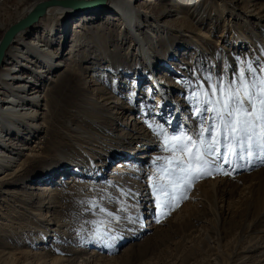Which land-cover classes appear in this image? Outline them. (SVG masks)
I'll return each mask as SVG.
<instances>
[{
  "label": "rangeland",
  "instance_id": "obj_1",
  "mask_svg": "<svg viewBox=\"0 0 264 264\" xmlns=\"http://www.w3.org/2000/svg\"><path fill=\"white\" fill-rule=\"evenodd\" d=\"M42 1L0 0V40L31 5ZM211 1L206 16L212 17L197 30L203 34L196 35L199 44L188 41L190 33L184 28L157 52L159 31L153 26L141 29L145 43L154 42L149 49L160 64L156 71L145 65L151 68L145 80L138 73L144 56L135 36L108 13L92 27L79 25L82 14L75 15L80 10L48 14L23 33L46 38L52 43L51 56L64 65L56 67V81L43 89L45 126L32 129L31 136H15L29 149L15 150L21 155L13 175L4 177L5 169L0 173L5 180L0 184V264H264V153L256 146L261 133L256 134L253 156L239 161L233 156L236 141L224 140L212 113L205 114L207 121L198 115L205 107H220L214 102L206 105V100L224 99L219 89L211 95L208 86L227 88L238 71H244L258 91L264 73L247 69L249 64L264 68V0ZM90 8L81 11H106L109 5ZM241 38L247 44L238 45ZM207 41L213 47L203 57V49L210 46ZM184 60L194 68L184 70ZM87 65L93 68L83 69ZM200 77L206 78L204 85L197 84ZM157 78L176 81L170 94L173 107L182 104L180 88L195 85L185 93L189 102L179 112L177 126L169 123L170 116L148 111L147 104L154 106L157 100L154 86L151 101H142ZM247 86L237 79L233 89ZM102 88H119L113 99L122 98L133 107L115 113L103 105ZM259 104L257 100V111ZM132 115L137 119L132 121ZM213 123L218 151L231 165L204 163L209 133L205 130L200 139L197 135ZM136 126L154 144L143 153L149 158L142 162L133 152L141 145L126 144ZM161 143L165 148H158ZM124 154L131 155L130 172L110 177ZM44 184L58 192L51 196L28 189ZM5 190L16 192L2 193Z\"/></svg>",
  "mask_w": 264,
  "mask_h": 264
},
{
  "label": "bare ground",
  "instance_id": "obj_2",
  "mask_svg": "<svg viewBox=\"0 0 264 264\" xmlns=\"http://www.w3.org/2000/svg\"><path fill=\"white\" fill-rule=\"evenodd\" d=\"M132 2L133 0H106V3L99 7H103L108 4V10H85L84 12L80 10V12L82 13L75 16H79L82 14L78 23L79 25H83L84 27H92L91 23L94 22V20H97V18L99 19L103 13H108L109 15H111V17H114L115 20L122 21L121 23L124 24L126 31H129V33H132L135 36V39H132L135 40L137 49L139 48L142 55L144 56V59L147 60L145 61L144 59L140 58L139 62V66L142 67V70H138V73L139 75L141 74L140 76L143 75L144 80L145 77H148L146 75V72H149V69H151L146 68L145 65H151L152 69L156 71V66H159L160 64L158 63V61L154 60L156 58L155 51H150L149 49V44H153L154 42L145 43L146 40L143 38L144 36H141V29H144L143 27L153 26L159 31L160 37L156 39L158 40V42H160V44H158V46L154 44L155 47H157L154 50L160 52L161 45H165L166 47H168V40H170V37L182 33V30L184 28L188 29L187 31H189L190 33V35H188V41H194L199 44L196 39V35L198 33V35L203 36V34H199L197 30L199 29L200 25L206 24L207 20L212 17L210 14L209 15L211 17L209 15L206 16V11L209 8V3L212 2L211 0H167L166 2H163L162 0L159 3L157 2V0H142L137 5L132 4ZM39 3L41 2H37L31 5L28 13L24 15L23 18H25ZM157 5H159L158 8ZM86 8L91 9L90 7H85L82 10ZM65 11H68L72 14L73 12H78L77 9H74L72 7L53 6L50 7L42 17H45L48 14H66ZM42 17H40L39 20ZM23 18H21L20 20H22ZM39 20L37 22H39ZM135 20L138 21V23H135ZM173 20H176L177 23L173 22ZM37 22H35L25 30L19 32L14 37L11 45L6 50L3 59V61L6 59V63L3 65L1 64L2 66H0V173H2V171L5 169L6 172L4 173V177L13 175L17 170V168L15 169V167L19 165L18 161L20 160L17 155H21V153L15 150L17 148L20 150L29 149L27 146H20L15 136L18 135V137H23L26 134L28 136H31V133H34L31 132L32 129L38 128L39 130L41 126H45V124L41 122L47 110V104L43 95V89L48 82L56 81V79L54 78L55 75H53L55 73L56 67L64 65L63 62L58 61L57 58H55V55L51 56V54L54 52L51 49L52 43L50 44L46 42V38H40L38 37L39 35H36V37L32 38H30V36L23 35L25 31L33 27ZM204 37L208 39L209 36L204 35ZM242 39L243 38L239 39L238 45L241 43L247 44V41H243ZM14 42H16V44L13 45ZM206 44L210 46L205 47L203 51L201 50L203 57H205V53H209L210 47H213L212 41H207ZM10 49H12L11 54ZM153 60L155 62H153ZM181 65H183L184 70L188 71H190L189 67L194 68V65H192V63L188 60L182 61ZM92 68L93 66L87 65L83 69L91 70ZM140 76L138 78H140ZM203 79L206 78L200 77V80H198L197 84L204 85L202 83ZM153 80L154 82L148 89L146 99L142 98V101L144 100L146 103L151 101L150 96L151 92L153 91V89L151 90V88H153L154 86V90L158 91L156 98L157 100L154 101V106L150 105L149 103L147 104L148 111L154 112L156 116H160L162 118L170 116L169 119H165H168L169 123L173 121L172 123L177 126L178 122L180 121L179 112L181 113L182 110L187 107V103L189 102V98L185 93H187L195 85H190L189 87H187V85V88L180 86V90L184 91V93L180 95L181 99L179 101L182 102V104H180V106L174 104L173 107V99L171 98L170 94L174 91L175 87L177 88V86L175 85L176 81L173 82L163 80L162 78ZM179 81L182 80L178 79V82ZM99 91L100 97H102L103 100H106L105 102H103V105L110 106L111 109L116 110L115 113L117 114H124L128 109L133 107L122 98H117V100L113 99V92L119 91V88H116L114 90L102 88L99 89ZM136 119L137 118L132 115L131 120L134 121ZM138 122L141 123L140 120ZM166 136L167 138L172 137L169 135ZM150 138L147 135V132L141 131V129L136 126L135 134L132 135L131 141L127 143L124 141L122 142L126 143L127 145H141L140 148L136 147V149H134L135 151L138 150V152H133L138 153L135 155L136 158L134 159L142 162L146 161L149 158H145L146 155L144 156L143 153L147 152L154 145L150 144ZM143 141L145 142L143 143ZM158 148L162 149L165 148V146H163V144L161 143V145L158 144ZM129 156L131 155H122L123 159L115 164L116 168L114 169V171H112V173H110V177L116 176L118 178L122 173L130 172V168L127 166L128 162L131 159L129 158ZM9 171H12V173H9ZM75 171L80 170L79 168H77ZM4 177L0 176V184L5 182ZM48 180L49 179H45V182ZM72 181H74L73 183H76V180ZM68 183H72L71 180H69ZM28 187V189L38 188L39 190L43 191L42 194L51 196L54 193L56 194V192H58L57 188L48 184L31 186L29 185ZM11 192L13 193L16 191L5 190L2 193Z\"/></svg>",
  "mask_w": 264,
  "mask_h": 264
},
{
  "label": "snow or ice",
  "instance_id": "obj_3",
  "mask_svg": "<svg viewBox=\"0 0 264 264\" xmlns=\"http://www.w3.org/2000/svg\"><path fill=\"white\" fill-rule=\"evenodd\" d=\"M260 71L264 73V68L255 69L249 64L247 72L253 73ZM248 85L243 90L239 87L233 89V86L237 84ZM251 83L246 78L244 71H238L236 75L231 79L227 85V88L219 85H209L211 95L215 96L217 90L223 95V100H206L205 104L216 103L220 105L217 108L205 107L200 110L198 115H203L205 121L208 120L206 113H212V120L218 122L223 129V138L225 141L234 139L238 146V151L233 152V156L239 160L244 161L245 156L251 158L253 156L254 141H256L257 133H261L259 142L256 144L264 153V132L261 129L264 128V80L257 85V90L251 87ZM223 81H221V85ZM259 100V111L256 110V101ZM243 113V116L239 114ZM216 123L210 125L207 129L203 127L200 129L197 139L203 136L205 130L209 133V142L206 146L205 156L208 157L204 163L214 166L217 163L232 164L231 160L218 151L219 136H212L213 130L216 128ZM191 141L192 138L189 137ZM203 143V140L200 141ZM225 150H227V143H225ZM181 171H183L181 169Z\"/></svg>",
  "mask_w": 264,
  "mask_h": 264
},
{
  "label": "water",
  "instance_id": "obj_4",
  "mask_svg": "<svg viewBox=\"0 0 264 264\" xmlns=\"http://www.w3.org/2000/svg\"><path fill=\"white\" fill-rule=\"evenodd\" d=\"M106 0H48L39 3L25 18L11 25L0 41V66L3 62L6 50L11 45L14 37L21 31L37 22L45 15L47 10L53 6L72 7L81 10L85 7H99L104 5Z\"/></svg>",
  "mask_w": 264,
  "mask_h": 264
}]
</instances>
